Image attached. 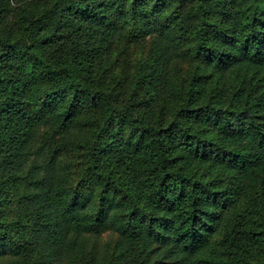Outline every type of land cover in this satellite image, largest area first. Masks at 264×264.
<instances>
[{
	"label": "trees",
	"instance_id": "obj_1",
	"mask_svg": "<svg viewBox=\"0 0 264 264\" xmlns=\"http://www.w3.org/2000/svg\"><path fill=\"white\" fill-rule=\"evenodd\" d=\"M0 264H264V0H0Z\"/></svg>",
	"mask_w": 264,
	"mask_h": 264
}]
</instances>
